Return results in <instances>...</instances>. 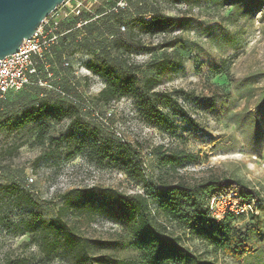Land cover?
Masks as SVG:
<instances>
[{"label":"rangeland","instance_id":"rangeland-1","mask_svg":"<svg viewBox=\"0 0 264 264\" xmlns=\"http://www.w3.org/2000/svg\"><path fill=\"white\" fill-rule=\"evenodd\" d=\"M113 1L76 0L85 11L90 5L92 11L105 10L99 15L106 20L114 19L109 12ZM129 2L130 9L116 12L128 23L132 36L124 34L132 42L129 47L115 50L111 33L120 19H114L112 32L92 29L89 35V27L73 29L77 39L56 49L71 59L69 77L53 66L54 82L77 102L27 88L0 103V264H83L76 254L65 253L61 243L47 254L37 230L39 222L56 217L70 190L76 209L60 217L89 242L91 258L103 256L107 264H118L134 256L126 246L96 243L115 241L122 231L112 215L96 206L104 189L133 193L142 190V183L123 173L115 148L100 165L86 159V148L66 159L90 134L129 143L148 177L188 182L227 178L255 191L251 210L229 222L247 235L239 261L190 230L174 232L202 262L264 264V0ZM151 12L173 18L171 25L151 32L140 23L149 21ZM223 67L227 74L216 72ZM128 76L135 82L133 90L109 101L99 98L106 79ZM150 76L154 83L149 89L144 78ZM41 107L38 117L14 125L23 111ZM60 110L64 116L58 118ZM158 146L178 154L173 167L159 163ZM9 184L20 190L13 192ZM79 191L89 195L77 196Z\"/></svg>","mask_w":264,"mask_h":264},{"label":"trees","instance_id":"trees-1","mask_svg":"<svg viewBox=\"0 0 264 264\" xmlns=\"http://www.w3.org/2000/svg\"><path fill=\"white\" fill-rule=\"evenodd\" d=\"M114 0L109 7V12L118 20V25L115 28V34L111 33V38L116 36L112 42L116 43L115 50L119 51V46L123 48L129 47L132 44L128 43L125 32H129L127 37L132 36L128 28V23L124 19L116 16V12L122 9H130L129 0L126 1L125 7H120ZM146 2L147 0H143ZM140 8H137V10ZM138 10V11H139ZM105 10L93 11V14L99 15ZM154 16L149 21L140 19V23L144 27L151 28V32L155 29L166 30L173 21V18L162 16L151 12ZM93 14L82 10L79 16L70 14L68 18L61 22L59 31L73 28L76 22L81 18H89ZM106 12L102 15H105ZM104 17V16H103ZM98 16L96 19L84 25L82 28L89 27V35L94 31L105 34L106 30L112 32L114 19H109L107 16L104 19ZM125 26L122 31L119 25ZM126 23V24H125ZM63 26V27H62ZM82 28H75L74 30H81ZM72 30L64 34L59 44L52 48L51 70L53 66L61 69L60 75H67L68 68H62V56L66 52L57 53L56 49L64 47L77 35L72 34ZM123 33V34H122ZM124 35V36H123ZM91 44H95V40L87 37ZM96 45V44H95ZM57 60L59 62H57ZM90 68L98 71V67L94 64H89ZM217 73L225 72L227 69L217 68ZM57 72H54V74ZM56 78V77H55ZM55 84L54 77L50 80ZM154 83V76L144 78V85L152 88ZM135 82L131 76L126 78L106 79L103 89L99 92V98L109 101L129 93L134 89ZM27 88H39L45 92L54 93L46 88L38 85H28L16 92H8L0 99V103L10 93H17ZM59 96V95H57ZM60 97V96H59ZM62 98V97H60ZM64 99V98H62ZM66 100V99H64ZM43 107L37 110H25L20 116L16 118L14 125L16 127L22 126L28 119L38 117ZM64 112L59 111L58 118L63 117ZM42 127V125H40ZM93 136V137H92ZM86 135L79 144L76 145L72 151L65 156L68 160H73L78 154L82 153V149L86 148V159L96 165L103 163L106 155L111 149L115 148V159L120 162V167L123 173L131 180L140 181L142 183V190L137 192L125 193L114 189H104L102 198L97 204L96 208L103 212H108L115 220L118 221L122 228L118 238L112 242L98 241L101 247L106 244H113L114 246L128 247L134 252V256L118 262V264H208L199 260L195 252L182 242L180 233H175L177 229L182 232L190 230L194 232L200 239L209 242L214 247L218 248L224 255L229 256L239 261L244 252L247 250L246 239L247 235L237 228L235 225H230L234 214H226L222 219L216 220L210 213L209 200L210 198L220 192H228L235 190L241 197L247 200H253L256 197V192L249 190L239 180H230L227 178H209L199 182H188L181 178H175L172 181H164L154 176H146L144 168L141 164L140 158L135 156L132 146L127 142L114 140L109 136L101 135L98 139L96 135ZM44 143V140L41 141ZM113 146V148L111 147ZM154 153L159 159V163L163 166L173 167L178 162L177 153H166L161 151V146L154 148ZM183 153V152H181ZM26 182V180L24 181ZM13 192L20 190L17 184H9L6 186ZM73 190L67 192V196L63 201L62 208L58 209L55 218L49 221L39 222L38 231L45 242L47 254L55 247L56 244L64 245L65 253H74L83 264H107L105 257L91 258L87 250L89 242L78 238L73 229L67 228L62 222L60 215L63 212L72 213L76 209V204L72 198ZM77 196L86 197L89 192H76ZM153 205V206H152ZM75 207V208H74ZM95 208H90L93 211ZM243 215V214H240ZM117 262V260H115Z\"/></svg>","mask_w":264,"mask_h":264},{"label":"built area","instance_id":"built-area-1","mask_svg":"<svg viewBox=\"0 0 264 264\" xmlns=\"http://www.w3.org/2000/svg\"><path fill=\"white\" fill-rule=\"evenodd\" d=\"M78 4L76 0H64L43 19L41 25L29 38L21 42L16 51L0 59V99L8 92H16L28 85H38L55 92L66 100L77 102L75 96L69 91L51 83L53 72L49 60H52L53 57L52 48L59 44V40L64 34L75 28H82L99 16L93 14L90 5L86 9L93 16L81 18L73 28L59 31L61 19L68 17L70 14L75 16L81 14L83 9ZM117 5L123 7L126 5V1L120 0ZM120 29L124 31L125 26L121 25ZM70 59L71 56L66 53L63 54L62 68L69 67ZM27 184L29 183L27 182ZM251 203H253V200L249 201L241 197L237 191L230 190L213 195L208 206L211 215L216 220H220L226 214L240 215L247 213L251 210Z\"/></svg>","mask_w":264,"mask_h":264},{"label":"water","instance_id":"water-1","mask_svg":"<svg viewBox=\"0 0 264 264\" xmlns=\"http://www.w3.org/2000/svg\"><path fill=\"white\" fill-rule=\"evenodd\" d=\"M64 0H0V59L17 50Z\"/></svg>","mask_w":264,"mask_h":264}]
</instances>
